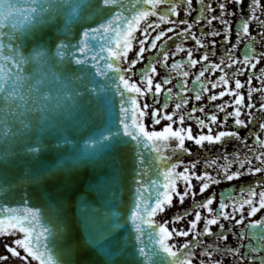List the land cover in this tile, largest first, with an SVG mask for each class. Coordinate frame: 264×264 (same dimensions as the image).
<instances>
[{"label": "snow or ice", "instance_id": "obj_1", "mask_svg": "<svg viewBox=\"0 0 264 264\" xmlns=\"http://www.w3.org/2000/svg\"><path fill=\"white\" fill-rule=\"evenodd\" d=\"M199 3L198 16L190 21L179 19L180 9L183 7L185 14L191 16L194 0H23V3L19 0H0V164L4 165L0 169V192L7 193L17 185H31L42 179L56 180L61 176L71 179L72 167H68L63 159L53 166L42 168L39 175H34L31 169H25L15 184L7 179V166L20 154L21 149L33 156L42 152L46 147L43 142L45 136L61 129L65 123L73 121L81 126L86 125L90 119L85 113L87 98V104L95 105V114H106L107 120L90 132L78 148L73 145L76 155L72 158V165L109 157L105 188L109 211L91 217L94 231L89 236L93 250H98L96 254L103 257L102 264H195L197 252L194 249L200 247L204 248L203 255L209 258L200 261V264H224L223 259L214 258V254L231 256L238 260V264H244L245 261L264 264V217L248 219L247 224L244 223L246 205L247 217H255L264 209V179H258L253 186L242 187V195L238 199L222 194L217 208L212 207L216 200L214 194L195 203L194 207L206 210L207 215L196 210L187 229H170L167 221L159 223L155 219L158 213H163L173 205L174 197L181 204L186 197L195 198L197 192L193 179L199 181V192L203 194L214 184L237 180L246 174L264 173V138L260 133H248V136H255V146L250 147L248 152L225 151L214 158L205 159L203 163L206 170L203 172L195 171L199 161H189L183 170H179L185 162L178 159L163 167L157 173L159 178L149 177L147 182L144 180V156L139 153L140 148L153 150L166 163L172 159L164 154L166 149L171 148L173 154H191V149L185 145L186 140L193 141L201 148L206 143L224 145L228 142L226 138L247 144L248 136H242L239 129L247 128L257 120L250 111L256 107L252 92L264 93V86L253 88V77L248 76L245 93L242 91L245 82L239 76L255 70L264 57V53L257 54L253 46L257 37L251 32L252 22L257 21L261 29L259 35L264 38V19L257 15L258 9L264 13V4L261 0H251L249 13L245 16L244 0H231V3L240 5L241 12L236 20L238 27L236 42L233 43L232 23L226 17H235L236 13L229 12V0H219V15L210 14L216 11L211 3L205 4V0H199ZM161 4L168 7L161 9ZM153 16L156 19L150 20ZM202 21L212 30L203 31L198 36L193 28ZM213 21H218L223 26L222 30H216ZM89 22L95 23V26L86 27ZM165 23L171 27L161 28ZM180 25L186 27L181 28ZM52 27L56 28V33L50 38L45 30ZM177 28L179 32H176ZM138 31L142 33V39L137 38ZM167 33H173L183 41L193 39L197 50L209 45L215 47L217 36H223V42L230 47L218 63L209 60V51L203 52L197 59L193 48L183 43L175 44V51L170 53L164 40L171 41L173 36ZM206 37H212L209 44L204 43ZM97 40L100 42L98 48ZM244 41H247V45L243 54L237 56L236 50ZM137 43L139 49L135 58L129 60V53ZM149 49H158V54L140 69V83H137L132 79L136 74L134 68L145 59L144 53ZM179 53H186V59L173 60L169 64L170 56L175 57ZM124 62H127V68L122 66ZM202 62L206 63L193 81L194 99L200 101L206 93L211 101L225 95H230L232 99L215 105L218 112L224 113L222 120L217 112L207 113V119L197 117L200 128L207 127L208 132L193 135L190 125L183 126L185 114L180 110L189 103V97L181 94L189 92L187 85L191 73L185 69V64L194 67ZM157 65H163L170 73L174 72L183 78L179 91L174 93L172 87H165L172 82L170 76H165L162 81L155 79L159 75ZM237 65L239 67L229 77L225 69ZM217 70L222 74L215 80L205 77L206 72L215 73ZM259 71L261 84L264 85V68ZM109 72L114 73V76H109ZM97 76L105 77L104 82L98 81ZM218 87L223 90L212 91ZM110 92L120 96L118 115L114 114L115 106ZM162 92L166 93V97L161 107L149 112L151 106L147 102L141 106L140 98L148 93L157 97ZM174 95L180 98V102L175 104L173 112H168V102ZM229 106L231 111L227 110ZM245 109L249 111L245 112ZM197 110L204 112L203 107H193L189 118ZM259 111V127L264 129V103L259 105ZM149 115L154 124L162 120L169 123L161 130H149L144 122ZM174 118H178L179 127L174 128L173 125L177 123ZM229 118L233 120L232 128L213 133L212 125H227ZM61 139L64 145L72 144L67 136ZM173 140L176 141L174 146L171 143ZM129 143L137 146L142 168L135 182L134 200L125 218L126 222L130 221L131 230L128 239L122 241L114 238L121 226V215L115 210L119 206L123 178V160L119 156V149ZM254 160L259 162V166L253 163ZM210 168L215 171L207 170ZM181 183L183 191L179 187ZM26 195L31 196L30 193ZM37 195L43 199L41 193ZM236 213L240 214L239 219H236ZM190 214L188 210L183 215L177 214L173 222L181 221ZM202 220L201 230L199 225ZM229 220L241 226L237 233L240 244L221 248L219 242L228 241L230 230L224 221ZM216 225L220 231H213L212 226ZM145 227L150 230L148 236L151 245L145 243ZM65 231L70 229L64 200L59 196L50 194L44 208L27 206L26 201L20 206L0 204V237H15L11 244H5L7 252L12 257L22 258L26 264H31L32 260L37 264H63L56 254V238ZM190 234L193 239L185 240L179 246L170 242L174 235L188 237ZM204 236L214 237L213 243L209 245L201 240ZM245 239L248 241L247 255L241 251ZM67 252L69 256H79L81 249L70 243ZM3 259H8V256H0V260ZM68 264L92 262L79 259L69 260Z\"/></svg>", "mask_w": 264, "mask_h": 264}, {"label": "water", "instance_id": "obj_2", "mask_svg": "<svg viewBox=\"0 0 264 264\" xmlns=\"http://www.w3.org/2000/svg\"><path fill=\"white\" fill-rule=\"evenodd\" d=\"M19 2L23 3V0H19ZM85 26L94 27L95 23L89 22ZM79 30L82 31V29ZM45 31L51 38L55 36L56 28L52 27ZM75 31L74 29V33ZM73 43L76 41L73 40ZM99 43L97 40V48ZM100 63L103 64L104 61H100ZM89 67L93 66L89 65ZM109 76H114V73L109 72ZM97 80L104 82L105 77L97 76ZM116 82L118 83V80ZM109 95L113 98L114 114L118 115L120 96L115 92H110ZM86 101L87 98H85V113L90 116L86 125L81 126L78 122L73 121L65 123L61 129L45 136L43 142L46 147L42 152L33 156L21 149L20 154L7 166V179L15 184L16 179L25 169H31L34 175H39L42 168L53 166L58 160L63 159L68 167H72L71 179H65L63 176L56 180L42 179L40 182L31 185H17L7 193L0 192V204L8 203L10 206H20L26 201L27 206L44 208L50 194L59 196L64 200L70 231H65L56 238V254L63 264H68L69 260L76 261L79 259H88L92 264H102L103 261L102 255L96 254L98 250L94 251L93 246L90 245L89 236L94 231L91 217L109 211V198L105 191L109 173L107 165L109 157L88 160L78 166L72 165V158L76 155L73 145L78 148L90 132L100 127L107 120L106 114L96 115L95 105H89ZM63 136H67L72 144L64 145L61 139ZM139 153L144 156V180L147 182L149 177L152 179L159 178L157 173L162 169L155 152L149 148H140ZM119 156L123 160V178L119 206L115 210L121 215V226L117 229L114 238L126 241L131 225L130 221H125V218L128 216L130 205L134 200L135 182L139 178L142 165L139 163L137 146L132 143L122 146L119 149ZM3 168L4 165L0 164V169ZM26 193H30L31 196L26 195ZM37 193H41L43 199ZM94 210L98 211L94 212ZM149 232L150 230L145 227L144 240L146 244L151 245ZM70 243L80 247L81 254L79 256H69L67 249Z\"/></svg>", "mask_w": 264, "mask_h": 264}, {"label": "flooded vegetation", "instance_id": "obj_3", "mask_svg": "<svg viewBox=\"0 0 264 264\" xmlns=\"http://www.w3.org/2000/svg\"><path fill=\"white\" fill-rule=\"evenodd\" d=\"M218 2H219V0H205V4L211 3L213 8L216 9L215 13H210V14L219 15V8L217 7ZM229 3H230L228 5L229 12L235 11L236 16L232 17L231 15H229L226 18L229 20L230 23H232V32H234L235 20L240 16V15H237L238 11H240L239 10L240 5H236V4L231 3V0H229ZM159 7L161 9H164V8L168 7V5L161 4ZM200 7H201V5L199 3V0H194L193 11L191 13V16H187L183 10V7H181L179 19H188L190 21L195 19L198 16V9ZM243 9H244V4H243ZM248 10H249V8H248ZM173 18L175 19L176 17H173ZM149 19L155 20L156 17L153 16V17H150ZM218 25H219L218 21H213V27L216 30H222L223 27H219ZM168 27H171V25H169L167 23L161 25V28H164V29H167ZM180 27L181 28L186 27V25H180ZM211 30H212L211 28H208L206 26V22H203V21L201 22L200 25H196L193 28V31H195L198 36L203 31H211ZM176 32H179V28L176 29ZM153 35H154V33H153ZM167 35L173 36V39L171 41H167L166 39L164 40V43H166L167 49L170 53L175 51V44L183 43L186 47L193 48L194 57L197 59L203 54V52L209 51V60L217 62V63L220 60V57H219L220 53H213V50L211 49L210 45L207 48H199V50H197L198 46L195 45V41L193 39H188L186 41H183L182 38H177L176 36L173 35V33H167ZM137 38L138 39L143 38L142 33L139 31L137 32ZM210 39H212V37H206L204 39V43L209 44ZM158 44H159V42H158ZM223 48H224V50H226L227 48H229V46L223 45ZM138 49H139V46L137 43V44H135L133 50L129 53V60L135 58V55H136V52L138 51ZM157 54H158V49H149L148 51H146L144 53L145 59L143 61H141L140 63H138L134 68V71L136 74L132 76L133 80H136L137 83H140V76H139L140 69L143 68L144 65L150 61L152 56L157 55ZM179 59H186V53H179L175 57L170 56L169 64H171L173 62V60H179ZM204 63H206V62H202L200 64H197L194 67H191V66L185 64V69L191 73V75L188 77V85H187L189 88V92L188 93H182L181 95L189 97V103L187 105H183L180 112L185 114V121H184L183 126L188 127L190 125L192 128L193 135H198L201 132L206 134L208 132L207 127L203 128V129L200 128V126L196 122L197 117H199L201 119H207L208 118L206 115L207 113L217 112L219 118L222 120L224 117V113L218 112V110L215 108V105L220 104V103H224L225 101H230L232 99V97L230 95H225L224 97L219 98L216 101H211L208 99L207 93L203 95V98L200 101H196L194 99L195 93H194L193 81H194L195 75L203 67ZM122 66L127 68L128 67L127 62H124L122 64ZM236 67H238V65ZM236 67H234L233 69H229V68L225 69V71L228 73L229 77H231L232 73L235 72ZM157 68H158L159 75L156 76L155 79L157 81H162V79L165 76H170L172 82L170 84L166 85L165 87H172L174 93L179 91V84L183 78L178 77L176 75V73H174V72L170 73L169 69L165 68L163 65H157ZM221 74L222 73L219 70H217L215 73H212L211 71H209V72L205 73V77L210 79V80H215ZM125 75H131V74L125 73ZM239 78L243 82H245V88L242 89V91H245V93H247V84H246L247 78H245L244 74H241L239 76ZM232 86L234 87V83ZM209 87L211 88L210 85H209ZM221 90H223L222 87L212 89L213 92H219ZM165 97H166L165 92L160 93L157 97H154L152 95V93H148L146 96L140 98L141 99V106L143 105L144 102H147L151 106L149 109V112H151V110L153 108H159L162 106V104L165 102ZM179 102H180V98H178L174 95L173 99L168 102L169 107L166 109V111L173 112L175 110V104L179 103ZM246 103H247V97H246ZM193 107H196L197 109H199L200 107H203L204 112H200L199 110H197L195 113H192L191 118H189L188 114L191 112V109ZM227 110L231 111L232 110L231 106H229L227 108ZM244 111L247 112L249 110L245 109ZM242 118H247V117L242 116ZM174 119H177V123L173 125L174 128L179 127L180 125L178 123V118H174ZM144 122H145L146 126L149 128V130H153V128L155 130H161L165 124L169 123V121H167V120H162L161 123L154 124L153 119L151 118L150 115L148 117H145ZM232 127H233L232 118H229L227 125H217V124L212 125L213 133H215L218 130H222L223 128H229L230 129ZM239 131L241 132L242 136H248L249 132H252V133L258 132L259 133V123L257 120L253 121L251 124H249V126L247 128L239 129ZM254 137H255L254 135L248 136L247 144L243 143L242 141H237L234 138H226L228 142L224 145L216 144L215 146H212V145H208L206 143L203 148L195 145L194 142L191 140H186L185 145L187 148L191 149V154H189L187 152H179V153L173 154L171 151V148L166 149L164 154L166 156H171L172 159L170 161H167L165 164H166V166H169L171 163L176 162L178 159H182L185 163L180 166L179 170H183V167H185L189 161H199L195 171L197 173H200V172H203L204 170H206L204 167V163H203V161L205 159L214 158L217 155H220L221 153H223L225 151L227 153H233L235 151H240L241 153L248 152V149L250 147L255 146ZM171 143L174 146L176 141L173 140V141H171ZM249 154L251 155V153H249ZM221 162H223V161H221ZM253 163L256 166H258V161L254 160ZM207 170L213 171V172L215 171L214 169H211V168L207 169ZM258 179H259L258 173L255 175L246 174L237 180H233L230 182L229 181H223L220 184H214L208 190H206L203 194H201L199 192V181L193 179L192 183H193V185H195V189L197 192V195L195 196V198H193L192 196L186 197L183 204H181L179 199L174 197L173 205L168 207L163 213H158L157 222L164 223L165 221H167L168 227L170 229L171 228L187 229L190 226L189 221L194 218L195 211L200 210V209H196L194 207L195 203L201 202L204 199H206L208 196L214 194L216 197V200L214 201L212 207L217 208L219 201L222 197V194H227L228 196H231L233 198L238 199L242 195L241 188L255 185V183ZM179 187H180V190L183 191V184L182 183L179 185ZM257 191H259L258 188H257ZM257 199H258V197H257ZM186 210H188L191 214L184 216V219L181 221L173 222V217L175 215H177V214L183 215ZM200 211H202L203 215H207L206 210H200ZM247 212H248V208L246 205L245 206V212H244V215L246 217V220L244 222L245 225L247 224L248 219H260L261 217H264V213L263 212L261 213L260 211L256 214L255 217H247ZM239 218H240V214L236 213V219H239ZM224 223H225L226 228L230 230V234L228 237V241L226 243L223 241L219 242L221 248H223L225 246L228 248L238 246V244H240V242L237 241V233L241 230V226L235 225L234 220L224 221ZM199 227L202 230L203 220L200 222ZM212 227H213V231H220L218 228V225L212 226ZM14 238L15 237H12V236L0 237V256H5V255L8 256V259L0 260V264H26V262L22 258L12 257L11 254L7 252L5 244L6 243L11 244V242ZM192 239H193V236L191 234L188 237H181V236L174 235L170 242L175 243L179 246V245L183 244L185 242V240H192ZM201 240L206 241L210 245L213 243L214 237L204 236V237H201ZM247 243H248V241H247V239H245L242 242L243 246L241 247V251L245 255L248 254V249L245 248V245ZM194 250L197 252V256L195 258V264H200V261H204V260L209 259L205 255H203V252H204L203 247L196 248ZM22 255H23V253H22ZM214 258H222L224 261V264H238V260L233 259L231 256L221 257L219 254H214ZM31 264H37V262L32 260ZM244 264H250V262L245 261Z\"/></svg>", "mask_w": 264, "mask_h": 264}, {"label": "rangeland", "instance_id": "obj_4", "mask_svg": "<svg viewBox=\"0 0 264 264\" xmlns=\"http://www.w3.org/2000/svg\"><path fill=\"white\" fill-rule=\"evenodd\" d=\"M248 1L249 2L247 4L248 5L251 4V0H248ZM244 2L246 3L247 0H245ZM261 3L264 4V0H261ZM246 14L248 15V13H246ZM246 14H244V15H246ZM257 15L260 16L261 19H264V13H262L259 9L257 10ZM219 27H223V26H221V24L219 23ZM260 31H261V29L258 25V22L253 21L252 26H251V32L253 35H255L257 37L256 41H255L257 54L264 53V38H261V36L259 35ZM215 39H217V42L221 41V44L219 43V45H221L222 49H223V45H228V44H225L223 42V36H217V37H215ZM232 42L233 43L236 42V38L234 37L233 33H232ZM228 46L230 47V45H228ZM223 54L225 55L224 51H223ZM260 68H264V57L261 58L260 63L257 65V68L255 70H249L246 72L247 74H249V76L253 77V79H252V87L253 88H260V87L264 86L261 84V80L259 78L260 77V71H259ZM253 71L255 73L254 75H253ZM252 101L255 103L256 107L251 109L250 111L253 112V114L257 117L258 121L260 122L261 113L259 111V105L261 103H264V93L254 91L252 93ZM259 132L264 133V129H260ZM261 137L264 138V136H262V135H261ZM258 166H259V162H258ZM258 176H259V179H264V173H258ZM260 212L264 213V209H262ZM157 217H158V214L155 217L156 220H157Z\"/></svg>", "mask_w": 264, "mask_h": 264}]
</instances>
